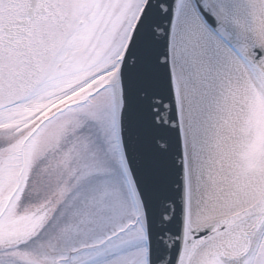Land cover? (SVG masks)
<instances>
[{
  "label": "snow or ice",
  "instance_id": "obj_1",
  "mask_svg": "<svg viewBox=\"0 0 264 264\" xmlns=\"http://www.w3.org/2000/svg\"><path fill=\"white\" fill-rule=\"evenodd\" d=\"M0 264H264V0H0Z\"/></svg>",
  "mask_w": 264,
  "mask_h": 264
}]
</instances>
